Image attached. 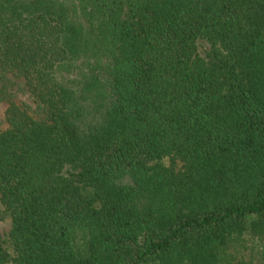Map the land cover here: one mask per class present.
Returning a JSON list of instances; mask_svg holds the SVG:
<instances>
[{
    "label": "trees",
    "instance_id": "trees-1",
    "mask_svg": "<svg viewBox=\"0 0 264 264\" xmlns=\"http://www.w3.org/2000/svg\"><path fill=\"white\" fill-rule=\"evenodd\" d=\"M0 101V264H264V0H0Z\"/></svg>",
    "mask_w": 264,
    "mask_h": 264
},
{
    "label": "rangeland",
    "instance_id": "rangeland-1",
    "mask_svg": "<svg viewBox=\"0 0 264 264\" xmlns=\"http://www.w3.org/2000/svg\"><path fill=\"white\" fill-rule=\"evenodd\" d=\"M198 51L201 55L209 49V45L204 40H198ZM11 99L21 105L28 107L29 111L36 116L35 104L30 97V95L24 90L23 86L20 83L19 79H14V84L10 88ZM5 102L0 101V129L5 127V122L3 120V109L5 107ZM164 164H168V159L164 158ZM179 162H175V166H178ZM9 223L6 217L0 216V235L2 238H5L6 232L8 230Z\"/></svg>",
    "mask_w": 264,
    "mask_h": 264
}]
</instances>
